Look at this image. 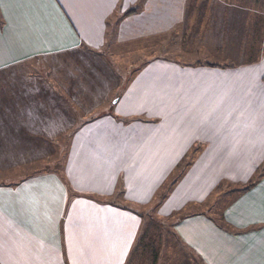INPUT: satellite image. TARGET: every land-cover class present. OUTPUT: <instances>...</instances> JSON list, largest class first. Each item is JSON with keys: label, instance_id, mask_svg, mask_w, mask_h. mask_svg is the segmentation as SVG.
Segmentation results:
<instances>
[{"label": "crops", "instance_id": "crops-1", "mask_svg": "<svg viewBox=\"0 0 264 264\" xmlns=\"http://www.w3.org/2000/svg\"><path fill=\"white\" fill-rule=\"evenodd\" d=\"M137 2L0 0V152L68 146L63 177L0 183V264H264V57L119 73L106 19ZM249 177L223 216L190 212Z\"/></svg>", "mask_w": 264, "mask_h": 264}, {"label": "rangeland", "instance_id": "rangeland-1", "mask_svg": "<svg viewBox=\"0 0 264 264\" xmlns=\"http://www.w3.org/2000/svg\"><path fill=\"white\" fill-rule=\"evenodd\" d=\"M131 8L136 10L129 11ZM106 23L110 49L103 52L119 73L128 74L138 69L151 56L204 64H244L264 57V0H138L136 5L109 15ZM102 58L104 62L105 58ZM50 60L48 64H41L42 61L31 59L22 65L23 71L31 78L38 76L41 68L53 72L54 64L52 58ZM56 65L62 67V62L56 60ZM70 71L66 73L69 75ZM59 82L63 87L69 83L66 79ZM46 152L39 161L38 158L31 159L34 152L26 154L29 159L21 160L1 151L0 183L15 182L24 174L43 168L60 172L63 177V156L67 157L68 146L63 143L56 145L54 152L49 149ZM179 166L175 173L182 167ZM172 178L167 184L170 185ZM231 187L222 186L224 189L207 199L205 205L193 207L190 212L223 216L225 206L245 192L235 195ZM141 210L145 216L155 215L150 208ZM178 215L183 214L174 213V216Z\"/></svg>", "mask_w": 264, "mask_h": 264}, {"label": "trees", "instance_id": "trees-1", "mask_svg": "<svg viewBox=\"0 0 264 264\" xmlns=\"http://www.w3.org/2000/svg\"><path fill=\"white\" fill-rule=\"evenodd\" d=\"M136 9L135 8H131L129 11H135ZM200 63H202V62H200ZM204 64V63H203ZM206 65H211V66H217V65H219V64H217V63H213V62H210V63H205ZM183 162V164L185 163V162H189V160H185V161H182ZM183 167L184 166H182L180 169H179V172H177V174H175V176H174V179H175V177L178 175V174H180V172L182 171V169H183ZM259 176H261V174H259L258 175V178H259ZM172 180H173V178H172ZM174 181V180H173ZM171 183H172V181H171ZM256 183V179H253V180H251L250 182H247V183H245V184H243V185H239V186H237V187H231V188H233L234 189V191H233V193H235V195H237V194H240V193H242V192H244V191H246V190H248L249 188H251L254 184ZM167 186H169V184H167L166 186H165V188L167 187ZM222 186H231V183H229V184H224V183H220L218 186H216L215 187V189H214V191H213V194H211V196H213L214 194H216L217 193V191H221V190H223L224 188H222ZM210 196V197H211ZM209 197V198H210Z\"/></svg>", "mask_w": 264, "mask_h": 264}, {"label": "snow or ice", "instance_id": "snow-or-ice-1", "mask_svg": "<svg viewBox=\"0 0 264 264\" xmlns=\"http://www.w3.org/2000/svg\"><path fill=\"white\" fill-rule=\"evenodd\" d=\"M0 6H2V5H0ZM242 10L247 11L246 9H242ZM254 14H258V13H254ZM4 70H5V69L0 70V75L3 74ZM114 103H119V100L117 99ZM30 115H31V114H30ZM91 122H92V121H89V123H91ZM249 182H250V177H249ZM225 215H227V213H225ZM132 252L134 253V249L132 250ZM128 264H131V259H130V257L128 258Z\"/></svg>", "mask_w": 264, "mask_h": 264}]
</instances>
